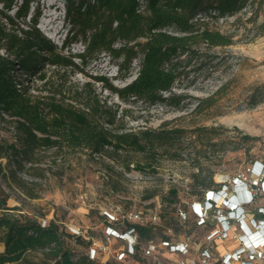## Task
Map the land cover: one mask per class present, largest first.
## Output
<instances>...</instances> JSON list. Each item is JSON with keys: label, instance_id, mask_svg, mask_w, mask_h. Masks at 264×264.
<instances>
[{"label": "rangeland", "instance_id": "obj_1", "mask_svg": "<svg viewBox=\"0 0 264 264\" xmlns=\"http://www.w3.org/2000/svg\"><path fill=\"white\" fill-rule=\"evenodd\" d=\"M36 2L41 9L38 27L58 46L67 28L63 23L64 2L34 0L33 5ZM198 22L228 36L231 42L215 46L201 42L192 47L196 54L188 63L181 64H185L184 73L172 87L173 92L183 96L178 106L149 105L140 99L122 101L94 79L104 75L114 86L118 85L111 79L110 68L98 57L90 58L86 64L76 60L79 63L75 67L46 65L44 79L36 75L26 82L31 94H54L76 108L95 114L96 121L115 134L173 127L184 128L186 132L181 158L171 157L161 147H157L154 155L124 147L113 155L107 148L95 156L89 148L66 143L60 147L36 148L32 161L23 160V168L16 171L15 164L2 157L0 186L7 194V206L15 208L14 214L34 217L41 224L53 220L68 233L70 227L80 229L85 236L106 245V251L98 254V260L103 263L109 260L122 264L115 260L114 252L125 245L118 239L105 242L104 211L127 207L141 211L148 220L156 215L151 222L170 242L187 239L184 254L160 248L158 257L168 264L183 259L190 264H224V256L238 251L244 237L239 225L229 221L230 224L222 227L217 212L209 213L200 223L192 205L202 202L208 189L225 188L227 195L235 193L233 181L239 177L255 193L254 199L243 207L250 230L256 229L249 221L251 217L264 218L258 213L264 207V191L260 186L264 185V173L255 174L253 169L259 163L264 165V0H249L239 12L218 18L205 15ZM73 43L65 48L64 54L72 53ZM180 59L188 58L182 55ZM18 75L25 78L22 71ZM204 99L210 100V104L204 101L203 107L195 110L197 102ZM6 119H0V140L19 146L13 122L7 116ZM197 126L215 128L211 142L217 145H205L200 150L197 142L190 143V130ZM242 134L258 138L243 139ZM138 163L149 166L137 168ZM210 180L212 184L207 185ZM255 182L257 186H253ZM171 187L177 189V201L166 206L160 202L161 194ZM236 193L240 191L236 189ZM165 211L167 215L162 216ZM220 211L225 212L223 204ZM213 230L219 232L212 236ZM69 241L76 252H87L84 245L73 239ZM159 241L158 234L155 242ZM203 250L210 254L206 261L201 255ZM141 256L138 260L130 258L128 263L153 264L152 257ZM28 258L34 262L49 260L40 251L28 253ZM246 258L247 254L241 253L240 259ZM240 259H232L229 264H241Z\"/></svg>", "mask_w": 264, "mask_h": 264}, {"label": "trees", "instance_id": "obj_2", "mask_svg": "<svg viewBox=\"0 0 264 264\" xmlns=\"http://www.w3.org/2000/svg\"><path fill=\"white\" fill-rule=\"evenodd\" d=\"M33 2L0 0V49L5 53L0 54V119L10 118L19 142L17 146L0 140V158L6 157L8 163H14L15 171L23 168V160L32 161L36 148L60 147L61 143L86 147L91 153L108 148L112 155L124 147L154 155L157 147H161L171 157L181 158L184 128L115 134L97 122L95 114L76 108L54 94H31L28 84L18 88L16 72L22 71L25 75L23 81L27 82L36 75L44 79L46 65L75 67L74 55L63 52L72 42L81 40L86 44L85 51L77 55L81 62L86 64L90 58L107 52L118 66L116 78L123 79L130 70L132 58L140 57L139 74L123 87L114 86L107 76L94 77L115 92L119 99L178 106L183 96L173 92L172 87L184 73L185 64H181L188 63L196 54L192 47L201 42L208 46L231 42L228 36L202 27L199 18L232 15L241 11L249 0H145L143 11L137 10L136 0H63V23L67 28L61 47L41 32L38 27L41 9L37 2L36 5ZM116 41L124 43L115 47ZM182 55L188 59H180ZM164 92L168 94L164 95ZM204 101L210 100L198 101L194 109L200 110ZM93 110L96 111V107ZM214 131L213 127H194L190 130V143L197 142L200 150L205 145L215 146L217 143L211 142L216 134ZM242 138L255 140L258 137L242 134ZM146 166L149 163L136 164L137 168ZM126 167L129 168L128 164ZM211 184L210 180L207 185ZM222 185L226 184L219 183ZM176 195L177 189L171 187L161 194L160 202L170 206L177 201ZM250 196L252 200L255 197ZM6 200L7 194L0 186V264H120L109 260L103 263L91 259L87 252H76L70 239L86 248L90 240L66 232L53 220L41 224L34 217L16 215L12 212L15 208L8 207ZM258 213L262 215L259 210ZM127 226L134 228L138 236L139 243L133 256L137 260L140 244L155 241L158 234L161 240L169 241V237L157 231L158 226L151 221L128 223ZM37 251L49 260L34 262L28 258V253Z\"/></svg>", "mask_w": 264, "mask_h": 264}, {"label": "built area", "instance_id": "obj_3", "mask_svg": "<svg viewBox=\"0 0 264 264\" xmlns=\"http://www.w3.org/2000/svg\"><path fill=\"white\" fill-rule=\"evenodd\" d=\"M136 2L138 4L137 10L143 11L145 8V0H136ZM123 43L124 42L122 41H116L114 46L120 47L121 45H123ZM61 45H62V41L58 46L61 47ZM85 47H86L85 42L81 40L73 43V48H72L73 51L71 54L74 55L73 60L75 63H79L76 60L81 61L80 58L77 57V55L83 53L85 51ZM0 54L5 55L2 49H0ZM98 58L103 59L104 63L110 68V71L113 74L111 76V79L113 78L117 81L118 87H123L129 84L139 74L140 67H141V59L138 56L132 58L130 70L123 79L116 78V75L118 73V66L116 63H114L111 60V57L107 52H101ZM16 75L19 76L18 71L16 72ZM18 79H19V83L17 84L18 88H20L22 84H26V82L23 81V79H20V78ZM92 154L95 156L98 155V153H92ZM253 169L255 171V174L260 173V172L264 173V171L261 170L260 168L255 167ZM236 178L240 179L239 177H235L234 179ZM262 184H264V181ZM257 185H258V182L253 183V186H257ZM222 186L225 187L226 185H222ZM260 186L262 187L261 188L262 191H264V185H260ZM249 192H250V195L251 194L255 195V193L252 192L251 189H249ZM221 193H226L225 188L224 189L219 188L217 190H208L206 191L205 198L203 199L202 202H196L194 203V205H192L193 213L197 216V218L201 219L200 223H203L205 221V217H207L209 213L217 212V214H220V217L217 218V220L221 222L220 224L222 227H225L228 224H230V222L226 223V221H231L227 217L228 204L221 203L223 204L225 208V212L223 213V211L218 212V210H220V205L217 204V201L213 203L216 196ZM248 199L252 200L251 196ZM207 202H209V205L206 206L205 203ZM259 211L262 213V211H264V207H261ZM104 215H105L104 222H106V225L104 227L103 237H104L105 242L110 241V239H118L124 242L125 244L124 248H121L120 250H116L114 252L115 260L118 262H121L122 264H129L128 260L130 258H133V256L136 254L135 246L139 243V241H138L136 230L132 227H128L127 224L128 223L142 224L144 222L151 221V219L152 220L156 219L157 216L153 215L148 220L147 218H144L141 211L135 210L133 209V207H127L123 210H120L119 208H117L116 211H110V212L104 211ZM245 216H246V213H245ZM261 219H264V218H261ZM249 221L255 224V222H257L258 219L250 218ZM232 222H236V221L232 220ZM69 230L71 234L80 235L84 239L90 240V244L87 247V254L91 259H98V254L106 251L107 247L104 243H98L93 237L85 236L80 231V229L75 228V227H70ZM217 232H219V230L217 231L213 230L212 236H214ZM221 232L224 233V230L222 229ZM242 242L243 243L238 249V251L236 250L232 252V254H230L229 256L223 257L224 264H229L232 259L239 260L241 258V253L243 252L247 254V258L245 260L240 259L241 264H264V250L262 249V247L256 246L257 244L255 243L254 245L256 247L251 248L249 243L246 241L245 236L243 237ZM187 246H188V241L186 238H182L178 242H170V241H164V240H161L159 242L150 241L144 247H142V244H140L139 254L142 255L143 257H147V256L152 257L154 260L153 264H168L158 257L160 248H169L170 252H173L176 254L177 253L184 254L187 252ZM201 255L203 256V261H206L207 258H209L210 254H209V251L203 250ZM257 258L260 261H257L256 260ZM177 264H190V263L183 259L177 262ZM201 264H207V263L203 262Z\"/></svg>", "mask_w": 264, "mask_h": 264}, {"label": "bare ground", "instance_id": "obj_4", "mask_svg": "<svg viewBox=\"0 0 264 264\" xmlns=\"http://www.w3.org/2000/svg\"><path fill=\"white\" fill-rule=\"evenodd\" d=\"M48 1H49V0H48ZM50 1H53V0H50ZM222 199H223V198H222L221 196L218 197V200H217V204H218V205H221V203H222ZM199 209H200V207H199ZM240 229H242L243 232H244V230H245V228H240ZM257 245L260 246L259 242L257 243ZM254 246H255V245L251 243L250 247L253 248Z\"/></svg>", "mask_w": 264, "mask_h": 264}, {"label": "clouds", "instance_id": "obj_5", "mask_svg": "<svg viewBox=\"0 0 264 264\" xmlns=\"http://www.w3.org/2000/svg\"><path fill=\"white\" fill-rule=\"evenodd\" d=\"M249 201H250V200H249L248 198H243V199H241V201H240V205L244 207V204H248Z\"/></svg>", "mask_w": 264, "mask_h": 264}, {"label": "crops", "instance_id": "obj_6", "mask_svg": "<svg viewBox=\"0 0 264 264\" xmlns=\"http://www.w3.org/2000/svg\"><path fill=\"white\" fill-rule=\"evenodd\" d=\"M0 249H2V246L0 245Z\"/></svg>", "mask_w": 264, "mask_h": 264}]
</instances>
